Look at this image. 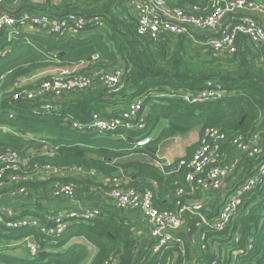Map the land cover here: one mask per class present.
<instances>
[{
    "label": "trees",
    "instance_id": "trees-1",
    "mask_svg": "<svg viewBox=\"0 0 264 264\" xmlns=\"http://www.w3.org/2000/svg\"><path fill=\"white\" fill-rule=\"evenodd\" d=\"M162 1L169 8L187 13L195 7L207 13L210 2ZM258 2L264 6V0ZM19 3L20 9L14 15L23 11L36 13L38 8L46 7L45 13L52 19L74 15L89 21L76 36L0 31V152L16 151L22 157L33 151L39 154L19 172L32 177L29 181L6 183L1 191V204L13 206L19 217H33L41 226H54L56 219H52L59 213L47 205L60 199L54 197L58 187L72 185L78 202L106 195L109 198L114 182L122 175L130 181L119 187L149 192L154 208L174 211L178 201L189 203L190 187L185 182L189 170L180 167L175 176L165 175L154 164L158 162L156 154L163 141L185 136L194 129L200 130V136L206 129L228 135L216 164L228 167L237 161L233 172H241L240 181L251 176L264 159V46L240 37L236 54L229 56L209 51L207 41L213 36L208 33L196 32L191 37L161 35L157 39L141 36L130 14L129 0H60L56 6H50L49 1L41 5L31 0ZM255 19L262 23L259 17ZM81 63L91 65L85 68L88 72L121 70L125 85L121 99L129 91L127 98L114 101V96L103 90L74 92L52 102L51 109L45 108L47 97L32 101L13 99L17 91L32 89L48 78L30 85L20 83L33 74ZM207 83L223 95L198 102L184 98L185 94L203 91ZM137 100L142 102L141 129L120 127L113 133L99 135L80 134L72 128L74 123L89 122L94 116L116 117L121 110H114L115 105ZM254 135L258 136L256 147L260 152L252 157L236 155L232 141L238 136L247 140ZM146 137H151V141L139 147L137 142ZM197 146L178 163L188 161ZM136 154L146 155L149 161L124 160ZM47 166L62 172L44 177L41 170ZM71 168L81 171L71 173ZM20 188H25L27 197L11 200L9 195ZM177 190H183L180 198L175 196ZM29 200L33 204H28ZM64 201L66 212L89 209L97 214L90 220H70L60 236L43 234L40 227L31 225L9 229L0 222V264H83L89 250L81 244L70 245L74 238H83L96 248L90 264H106L110 259H116L118 264H181L183 260L231 264L232 259L233 264H264V177L242 196V205L224 231L202 227L192 243L179 235L184 253L178 245L171 244L161 254L147 250L138 255L131 228L124 224L112 203L107 209L99 202V207L79 210ZM240 228L238 240L234 241ZM27 238L44 255L30 256L23 242ZM19 248L23 255L17 254ZM234 252L238 255L232 258Z\"/></svg>",
    "mask_w": 264,
    "mask_h": 264
},
{
    "label": "built area",
    "instance_id": "built-area-1",
    "mask_svg": "<svg viewBox=\"0 0 264 264\" xmlns=\"http://www.w3.org/2000/svg\"><path fill=\"white\" fill-rule=\"evenodd\" d=\"M47 1L50 0H43V3ZM5 2L19 4V0H0V7ZM129 6L130 14L136 21L137 32L141 36L157 39L161 35L191 37L196 32H211L213 37L207 41L209 51L213 54L229 56L236 54L237 42L240 37H247L253 44L264 46V25L255 19L259 14L264 17V6L256 0H210L206 8L207 13H201L198 7L193 8L191 13H187L182 9L169 8L164 3H159L158 0H129ZM94 21L96 20L94 19ZM88 22V20L74 15L52 19L46 13L39 15L27 12L18 15L0 13V31L4 29L12 33L29 30L43 35L68 34L76 36L84 30ZM86 65L81 63L74 67L59 68L55 74L42 80L32 89L14 93L13 99L24 98L32 101L47 97L46 101L48 102L45 104V108L51 109L52 102H58L74 92L103 90L106 94L115 96L124 91L125 85L121 70L88 72L85 70ZM82 69L85 72H82ZM222 95V92L212 89L211 83H207L203 91L195 95L185 94L184 98L188 101L198 102L220 98ZM141 111L142 102L137 100L127 104L116 117L94 116L89 122L74 123L72 128L80 134L97 133L99 135L113 133L120 127L141 129L143 123ZM227 138L226 133L216 129H206L200 136L198 146L190 159L178 163L179 168L186 167L189 170L185 176V182L191 192L205 193L222 190L224 182L229 176V170L227 166L218 165L216 162L220 158L221 147ZM257 139V135L247 140L238 136L232 141V146L235 152L252 157L260 152L256 147ZM150 141L151 137H146L139 140L137 145L142 147ZM44 154H48V152ZM35 155L39 154L33 151L22 157L16 151L0 152V222L9 229H19L31 225L40 227L43 234L60 236L70 220L94 219L97 212L89 209L80 213L65 211V213H59V216L53 217L52 220L56 219V225L47 227L41 226L33 217H19V212L13 206L1 204V191L6 183L17 184L27 182L32 178L26 175L21 176L19 172L23 165ZM53 170L47 166L41 170V174L48 177ZM68 171L77 173L81 169L71 168ZM263 177L264 159L258 164L254 174L229 194L221 210L213 218H208L209 220L203 214L201 203L178 201L174 211H159L154 208L152 195L149 192L141 194L134 190H125L119 187L120 185H115V188L109 193V198L115 210L138 212L143 216L149 227L150 238V243L145 251L149 250L151 254H161L169 245L175 244L184 253L183 238L176 232L187 229L190 218H201L200 227H207L216 232L224 231L230 218L242 205V196L255 188ZM9 196L11 200L26 198L27 191L25 188H20L12 191ZM74 196L72 185L60 186L54 193L55 198H66L71 203L76 202ZM175 196L178 198L183 196V190H177ZM237 240L238 236L235 235L234 241ZM23 242L30 256L39 255V248L31 238H27ZM250 247L248 245V249ZM106 264L118 263L116 259H110ZM181 264L194 263L182 261Z\"/></svg>",
    "mask_w": 264,
    "mask_h": 264
},
{
    "label": "crops",
    "instance_id": "crops-1",
    "mask_svg": "<svg viewBox=\"0 0 264 264\" xmlns=\"http://www.w3.org/2000/svg\"><path fill=\"white\" fill-rule=\"evenodd\" d=\"M31 1H32V3L37 4V5L43 4V0H31ZM58 1H60V0H50L48 4L50 6H56ZM19 9H20V3L18 4V3H14V2H5L0 7V13L2 12L4 14L14 15L17 13V10H19ZM47 11H48V9L46 7H40V8H38L36 13H30V14L39 15V14H44ZM23 12H25V11H23ZM257 17L260 18V21L264 25V17L262 16V14H259ZM207 35L213 36V33L209 32ZM238 42H239V40H238ZM238 42H237V45H238ZM42 72L43 71L35 73V74L40 75V74H42ZM39 78H41V77H37V79H39ZM128 92L129 91H127V93ZM127 93H123L122 99H121V94H119V95H115L114 97H112V100H114V101H116L117 99L123 100V98L125 100L128 96ZM107 99H108V97H107ZM126 105H124L122 103L115 105L114 110H116V109L122 110L126 107ZM200 134L201 133H200L199 129H194V130L190 131L185 136H178V137L163 141L160 144V146L158 147V151L156 154L158 162L154 163L155 166H157L160 170H162L165 175L175 176L178 173L179 167H178L177 171H174V172H169V170L173 166L178 165L179 160H181L182 158L186 157L187 155H189L191 153V149L196 145V143H198V140L200 138ZM236 155L245 156V155H242L239 153H237ZM132 159H141L143 161H145V160L149 161V158L143 154L132 155L129 158L124 159V160L129 161ZM236 164H237V161H235L231 164H228V170H229V165H231V168H233V170H234V168L237 167ZM52 172L57 173V172H62V171L61 170L60 171L59 170H53ZM240 174H241V172H232V171L229 172V176L226 178V180L224 182V186H223L222 190L219 192L209 191V192H205V193H200L199 191H195V192L190 191L189 195L187 197L188 202L189 203H201L203 205L204 216L207 219L213 218L218 213V211L221 210V208H222L224 202L226 201V199L228 198L229 194L231 192H233L246 179V178H244L242 181H240L241 178H238V176ZM253 174H254V172L252 173V175ZM251 176H249V177H251ZM35 177H38V176H35ZM249 177H247V178H249ZM129 181H130V179L128 176L122 175L120 177V179H118L114 183H115V185H121V184H128ZM106 198L108 199V201ZM106 198L103 196L101 199L96 198V199H92V200H84V201H79V202L76 201L73 203V204L78 203V206H76V207L71 202H68V203H70L69 206H73L79 210H83V209L90 207V206L99 207L98 203L101 202L99 204H101L102 207H105V209H107L109 206H111V202H110L107 195H106ZM63 199H65V201L67 202L66 198H60L59 200L56 199V201H54V205H47L48 208H50V210L54 211V212L65 213L66 208H65V205H63ZM60 201H62V203H60ZM31 204H33V202ZM117 213L119 214V216L123 220L124 224H127L130 226L131 238L134 239V241L137 245L136 250L138 252V255L144 254L145 249L147 248L148 244L150 243L149 227H148L145 219L138 212H131V211L121 212V211H118ZM201 228L202 227L198 226L197 232L194 235L193 240ZM241 231L239 229L237 236L240 235ZM71 244H81V245H84L88 248L89 257L86 259V261L83 264H90L93 257L95 256V254L97 252L96 248L94 246H92L90 243H88L86 240H84L83 238H74L70 242V245ZM17 254L23 255L22 253H19V252H17ZM194 254H195V252H194ZM237 255H238V252H234V254L232 255V258L233 257L235 258ZM176 258H177V254H175V259ZM234 260L232 259L231 264H233ZM183 261H185V260H183Z\"/></svg>",
    "mask_w": 264,
    "mask_h": 264
},
{
    "label": "water",
    "instance_id": "water-1",
    "mask_svg": "<svg viewBox=\"0 0 264 264\" xmlns=\"http://www.w3.org/2000/svg\"><path fill=\"white\" fill-rule=\"evenodd\" d=\"M158 1H159V3H163L162 0H158ZM60 55L61 54H58V56H60ZM177 169H178V165H175L169 170V172L177 171ZM84 172L88 173V170H84ZM140 193L143 194L144 192L140 191ZM32 202H33L32 200L28 201L29 204H31ZM73 205L76 207V206H78V203H75ZM200 224H202V219L201 218H198V217L190 218L188 228L180 230V231H177L176 234L183 235L188 242L192 243L193 242V237L196 234L197 228H198V226ZM241 230H242V228H240V231ZM44 253L45 252H40L39 255H44Z\"/></svg>",
    "mask_w": 264,
    "mask_h": 264
},
{
    "label": "rangeland",
    "instance_id": "rangeland-1",
    "mask_svg": "<svg viewBox=\"0 0 264 264\" xmlns=\"http://www.w3.org/2000/svg\"><path fill=\"white\" fill-rule=\"evenodd\" d=\"M257 1V0H256ZM210 38V37H209ZM208 38V39H209ZM217 55H221V54H217ZM89 66H91V65H86V67L85 68H87V67H89ZM59 68H56V69H50V70H46V71H43L42 72V74L41 75H37V74H33L32 76H30L29 78H27V79H24V80H22L20 83L22 84V85H30V84H33L34 82H36L37 80H39V79H42V78H45V77H50V76H52L53 74H55V72H57V70H58ZM82 72H85V70L84 69H82L81 70ZM86 71H88V70H86ZM37 77H41V78H39V79H37ZM120 97V96H119ZM199 141V140H198ZM196 145H198V143H196ZM233 172V168H231V165H229V172ZM52 174H58V173H54V172H52V173H50V175H52ZM49 175V176H50ZM54 212V211H53ZM16 245H19V244H11V246H16ZM17 252H23V250L21 249V248H19V249H17L16 250ZM15 251V252H16Z\"/></svg>",
    "mask_w": 264,
    "mask_h": 264
}]
</instances>
